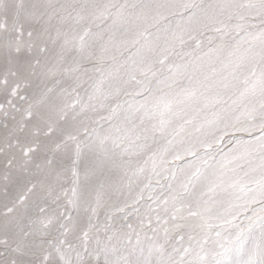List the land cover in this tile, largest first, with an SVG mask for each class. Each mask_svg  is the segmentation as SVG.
<instances>
[{"label":"snow or ice","instance_id":"snow-or-ice-1","mask_svg":"<svg viewBox=\"0 0 264 264\" xmlns=\"http://www.w3.org/2000/svg\"><path fill=\"white\" fill-rule=\"evenodd\" d=\"M0 264H264V0H0Z\"/></svg>","mask_w":264,"mask_h":264}]
</instances>
